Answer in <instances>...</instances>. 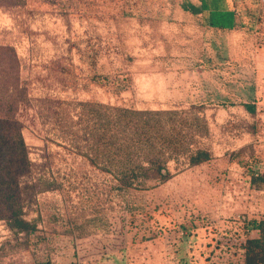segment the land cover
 Listing matches in <instances>:
<instances>
[{
  "label": "crops",
  "instance_id": "obj_1",
  "mask_svg": "<svg viewBox=\"0 0 264 264\" xmlns=\"http://www.w3.org/2000/svg\"><path fill=\"white\" fill-rule=\"evenodd\" d=\"M95 1L106 15L95 21L100 38L122 45L98 59L125 60L120 69L109 63L107 75L131 79L119 94L146 96L131 100L134 110L198 108L209 126L200 139L212 136L213 123L235 122L246 126L239 132L245 142L203 149L209 160L198 165L187 155L182 168L168 166L170 179L148 192L143 211L125 212L119 234L94 225L50 229L51 245L35 247L50 233L27 205L25 220L36 230L3 225L0 264H243L239 245L258 237L256 223L264 220V182L253 181L264 177V0ZM250 145L253 172L230 159Z\"/></svg>",
  "mask_w": 264,
  "mask_h": 264
},
{
  "label": "rangeland",
  "instance_id": "obj_2",
  "mask_svg": "<svg viewBox=\"0 0 264 264\" xmlns=\"http://www.w3.org/2000/svg\"><path fill=\"white\" fill-rule=\"evenodd\" d=\"M102 18L106 15L95 0H0V103L5 94L16 103L13 114L24 125L33 163L24 181L37 191L28 205L50 233L33 242L35 247L51 245L55 237L50 229L87 232L94 225L119 234L125 212L143 211L148 192L161 183L148 179L120 186V166L149 167L147 161L157 156L166 168L177 165L176 170L193 151L218 153L245 142L239 132L246 126L235 122L213 123L212 136L200 139L209 126L198 108H148L161 114L128 115L121 121L114 117L108 107L130 109L131 100L136 103L146 96L119 94L131 79L122 82L107 75L109 63L120 69L125 60L99 61L101 54L122 46L100 38L103 30L95 21ZM236 73L232 70L230 76ZM101 133L106 140L98 143ZM114 141L115 147L110 145ZM119 150L130 163H111L110 155ZM255 151L250 145L230 159L253 172ZM6 224L0 221V231Z\"/></svg>",
  "mask_w": 264,
  "mask_h": 264
},
{
  "label": "trees",
  "instance_id": "obj_3",
  "mask_svg": "<svg viewBox=\"0 0 264 264\" xmlns=\"http://www.w3.org/2000/svg\"><path fill=\"white\" fill-rule=\"evenodd\" d=\"M7 97L8 95H3L0 103V221H5L8 227L15 231L34 232L36 225L25 220V208L29 202L34 201L37 191L33 183L24 181V178L31 174L33 163L23 136L24 125L13 114L16 110V103L12 99L8 100ZM4 110H7L6 113ZM108 110L113 111L114 117L117 115L120 121L128 115L152 117L161 114L158 111H137L119 106H110ZM104 140L106 136L101 133L98 143ZM114 142L110 145L115 147L117 141ZM112 154L109 159L117 166L131 162L130 159L124 158L120 150ZM208 160L209 153L202 149L191 152L189 155L190 165H198ZM147 162L149 167L143 164L134 169L120 166L116 172L118 184L128 187L132 186L135 181L157 179L163 183L170 179L171 174L159 157L156 156ZM254 178L256 179L253 180L254 182H264L263 176ZM256 228L259 235L247 240L243 264H264V220L256 223Z\"/></svg>",
  "mask_w": 264,
  "mask_h": 264
},
{
  "label": "built area",
  "instance_id": "obj_4",
  "mask_svg": "<svg viewBox=\"0 0 264 264\" xmlns=\"http://www.w3.org/2000/svg\"><path fill=\"white\" fill-rule=\"evenodd\" d=\"M255 176L257 177V176H259V175H258V174H255ZM159 233H160V232H159ZM160 236H161V235H160ZM248 239H249L248 236H247V237H244V239L241 241V244L239 245L240 250H239L238 252H240L241 257L243 258L242 261H244V258H245V245H246V242H247ZM174 243H175V242L172 241V240L169 238V240H168V244L170 245V248H172V246H173ZM171 254H172V252H171Z\"/></svg>",
  "mask_w": 264,
  "mask_h": 264
}]
</instances>
